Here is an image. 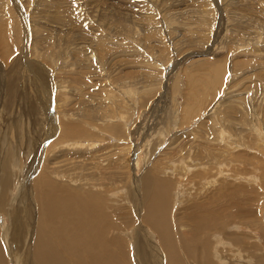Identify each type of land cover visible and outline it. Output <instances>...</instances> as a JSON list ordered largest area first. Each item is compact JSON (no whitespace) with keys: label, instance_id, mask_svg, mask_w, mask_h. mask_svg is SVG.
Instances as JSON below:
<instances>
[{"label":"rangeland","instance_id":"obj_1","mask_svg":"<svg viewBox=\"0 0 264 264\" xmlns=\"http://www.w3.org/2000/svg\"><path fill=\"white\" fill-rule=\"evenodd\" d=\"M0 140L122 195L160 160L175 213L224 187L216 251L264 264V0H0Z\"/></svg>","mask_w":264,"mask_h":264},{"label":"bare ground","instance_id":"obj_2","mask_svg":"<svg viewBox=\"0 0 264 264\" xmlns=\"http://www.w3.org/2000/svg\"><path fill=\"white\" fill-rule=\"evenodd\" d=\"M219 76L217 69L214 78ZM2 149L0 264H227L216 251L228 226L224 187L212 199L195 200L175 213L185 190L175 192L160 160L137 180L136 190L129 187L122 195L123 189L86 174L73 177L45 164L39 169L36 163L21 176L12 168L17 157L5 140ZM233 203L240 216L239 202Z\"/></svg>","mask_w":264,"mask_h":264}]
</instances>
